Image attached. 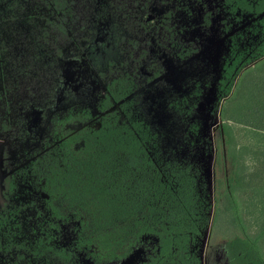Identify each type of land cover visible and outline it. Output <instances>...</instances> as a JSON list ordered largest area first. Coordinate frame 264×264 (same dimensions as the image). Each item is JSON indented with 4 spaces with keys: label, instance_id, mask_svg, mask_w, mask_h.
I'll return each instance as SVG.
<instances>
[{
    "label": "flooded vegetation",
    "instance_id": "flooded-vegetation-1",
    "mask_svg": "<svg viewBox=\"0 0 264 264\" xmlns=\"http://www.w3.org/2000/svg\"><path fill=\"white\" fill-rule=\"evenodd\" d=\"M220 4V0H0V264L150 263L148 241L126 256L104 254L88 244L87 224L79 225L66 200L56 196L55 173L63 157L71 172H82L75 159L104 125L119 126L128 118L152 132L145 121L147 89L225 38V45L215 50L223 55V71L212 95L217 104L208 113L210 118L218 111L222 116L219 87L233 24ZM129 80L137 90L134 115L143 111L142 119H110L107 114H113L111 109L120 100L114 89ZM183 101L170 103L178 116L173 108ZM84 102L88 110L104 114L98 128L63 137L61 130L73 123V111ZM223 136L224 125H219L218 133L206 137L189 156L200 152L205 156L204 149L210 147L215 163L220 155L216 141ZM37 164L44 169L48 193L19 194V173L33 172ZM117 169L115 163L109 170ZM207 250L208 245L203 264Z\"/></svg>",
    "mask_w": 264,
    "mask_h": 264
},
{
    "label": "trees",
    "instance_id": "trees-1",
    "mask_svg": "<svg viewBox=\"0 0 264 264\" xmlns=\"http://www.w3.org/2000/svg\"><path fill=\"white\" fill-rule=\"evenodd\" d=\"M220 3L233 24L222 114L246 131L238 137L237 126L224 125L218 147L227 148L230 172L214 184L210 147L161 167L149 154L155 134L148 126L128 118L104 125L75 159L83 171L71 172L63 157L54 177L56 196L104 254L126 256L148 241L149 264H203L212 233L233 226L239 233L224 248L228 264H264V0ZM115 163L117 171L109 170Z\"/></svg>",
    "mask_w": 264,
    "mask_h": 264
},
{
    "label": "rangeland",
    "instance_id": "rangeland-1",
    "mask_svg": "<svg viewBox=\"0 0 264 264\" xmlns=\"http://www.w3.org/2000/svg\"><path fill=\"white\" fill-rule=\"evenodd\" d=\"M215 43L209 50L201 54L200 58L198 57L181 71H177L173 75L154 83L144 93L145 121L153 128V133L155 134V144L152 146L151 152L161 167L169 158L190 157L189 152L192 150L197 151L199 145L206 142L204 141L206 137L218 133L219 125L233 124L223 114L222 116L218 114L220 113L219 111L215 118L208 116L209 108H215L214 104H217L212 95L217 90L223 71V55L222 53L219 55V52H215V50L223 47L226 41L223 38V40ZM135 88V85L130 80L122 81L120 85L115 87L114 91L120 97V100L111 109L113 114H107L108 116L110 115V119H119L121 121L126 119V117L142 119L143 111H140L141 113L137 117L134 115L137 111L136 108L138 109L134 104L137 103L136 101L134 102V94L137 92ZM194 88L198 89L196 93L193 91ZM195 94L197 95L194 96ZM183 99L184 101L181 104H176L177 108H173L178 110V116L172 111L170 103H178ZM223 103L224 100L222 101ZM86 104L84 102L80 109L73 111L71 121L73 123L64 126V131L61 130L63 137L66 133L76 135L84 128H98L100 119L104 114L95 110V108L88 110ZM235 126L240 131L237 134L238 137H244L246 133L244 128L240 125ZM214 137L212 136L213 139ZM218 143L219 141L217 140V146ZM216 149L220 153V149ZM222 153L223 156L217 159V162L210 167V178L214 181V184H218V180L223 174H229L230 172L228 167L231 165L229 162L231 158L224 157V154L227 155L226 147L222 150ZM36 167L33 172H28L27 174L19 173V194L46 195L48 193L49 189L46 187L44 169L40 167V164H37ZM1 179L2 175L0 174V183ZM72 200L74 198L70 199V201ZM85 202L87 203V200ZM225 218L226 216L223 214V222ZM229 223L228 221L227 224ZM222 228V230L214 231L209 239L207 264H228L224 248L228 245L229 239L239 232L233 226H224Z\"/></svg>",
    "mask_w": 264,
    "mask_h": 264
}]
</instances>
